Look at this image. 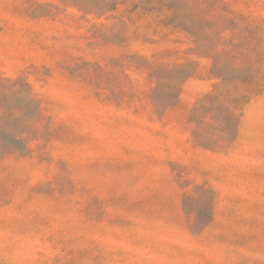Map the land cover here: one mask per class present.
Here are the masks:
<instances>
[{
	"label": "rangeland",
	"instance_id": "rangeland-1",
	"mask_svg": "<svg viewBox=\"0 0 264 264\" xmlns=\"http://www.w3.org/2000/svg\"><path fill=\"white\" fill-rule=\"evenodd\" d=\"M0 264H264V0H0Z\"/></svg>",
	"mask_w": 264,
	"mask_h": 264
}]
</instances>
